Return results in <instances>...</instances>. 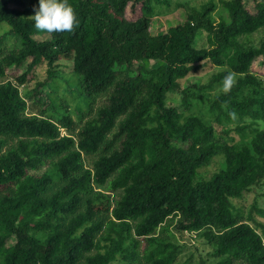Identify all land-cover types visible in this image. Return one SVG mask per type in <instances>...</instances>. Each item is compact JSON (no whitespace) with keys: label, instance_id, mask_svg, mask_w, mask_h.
Masks as SVG:
<instances>
[{"label":"trees","instance_id":"obj_1","mask_svg":"<svg viewBox=\"0 0 264 264\" xmlns=\"http://www.w3.org/2000/svg\"><path fill=\"white\" fill-rule=\"evenodd\" d=\"M152 2L69 0L79 24L49 33L34 26L37 0H0V23L19 40L0 50V79L11 78L0 81V264H174L170 226L200 234L218 264H264V220L249 216L251 225L232 202L264 182V129L229 143L200 116L166 106L167 93L181 90L189 108L180 80L210 63L226 68L214 80L240 76L211 104L217 121L264 122V89L249 72L257 58L264 63V35L255 46L239 41L264 29V0H254V12L221 1L227 15L216 24L205 5L163 34L150 32ZM137 3L140 16L128 20L126 7ZM200 30L207 47L195 46ZM42 32L48 37L35 40ZM61 57L72 61L86 112L101 98L79 128L70 115L47 117L46 107L33 114L19 92L37 67ZM45 85L34 91L41 104ZM248 87L256 94L240 99ZM216 155L223 167L197 179ZM48 164L54 175L37 173ZM103 191L116 194L113 203Z\"/></svg>","mask_w":264,"mask_h":264},{"label":"rangeland","instance_id":"obj_2","mask_svg":"<svg viewBox=\"0 0 264 264\" xmlns=\"http://www.w3.org/2000/svg\"><path fill=\"white\" fill-rule=\"evenodd\" d=\"M221 1L228 0H153L152 7L154 13L152 15L150 32L151 34H163L169 27L184 22L189 14L194 11L201 10L205 5H213L209 12V17L214 24L218 23L221 18H226V9L222 6ZM243 6L250 12H254V0H242ZM34 14V12H32ZM31 14V15H32ZM33 16V15H32ZM140 16V4H128L125 10V17L128 20H134ZM264 35V29L260 28L258 31L239 38V41L245 46H255L261 41ZM48 37L47 32L35 35L34 39L42 41ZM207 32L200 30L195 38V46L197 48L207 47ZM19 46V40L11 34L9 27L0 23V50L6 52ZM157 62L150 60L149 65H155ZM52 71L53 77L48 79L47 72ZM226 71L224 67L213 66L210 63H205L203 67L195 74L188 75L180 80V89L188 88V98L191 101L189 108H185L182 100L181 90H175L167 93L166 106L176 108L178 112L183 115L195 114L204 119L208 124L212 125L220 139L229 143H243L248 141L255 130L264 129V122L254 121L245 116L239 118L237 116L223 115L220 121H217V114L211 112L210 106L214 99L220 94L226 92L223 87L224 79L214 80V77L219 73ZM249 72L256 77L260 83L261 88L264 89V63L261 57L257 58L250 66ZM233 76V83L240 77L237 74L229 72ZM11 79L9 77L2 78V80ZM46 81V85L39 89L37 102L34 91L38 84ZM21 96L27 101L29 110L33 114L39 115L40 109L46 107L47 117H54L56 114L70 115L79 128L83 122L89 117L93 116L94 110L101 105V98L96 101L92 110L86 112L84 95L79 87L78 78L73 73L72 61L69 58L61 57L52 67H48L46 63L37 67L34 70L33 79L19 86ZM255 92L252 88H245L239 95L240 99H246L249 95ZM47 100V101H46ZM44 103V104H43ZM83 114V115H82ZM237 129H242L238 132ZM227 132V134L224 133ZM61 133L65 132L61 129ZM84 167L89 168L92 157L84 156ZM224 164L222 155H216L210 162L198 170L197 179L206 180L210 178L215 172L219 171ZM47 171L54 175V169L50 165H44L37 173ZM104 194L109 195L110 203H113L116 194L103 191ZM235 207L238 209L244 220L252 222L248 218L252 216L257 221L264 219L257 213V210L264 209V182L252 188L251 191L245 193L241 198L232 200ZM175 225V220L173 221ZM169 241L178 246L177 255L174 264H218L220 258L213 256L212 248L206 244L200 234L193 233H178L174 230V226L169 227ZM260 232V230L258 229ZM40 236L39 233H33ZM14 239L8 240L7 244H13ZM143 246V243H142ZM111 264H121L120 262H112Z\"/></svg>","mask_w":264,"mask_h":264},{"label":"clouds","instance_id":"obj_3","mask_svg":"<svg viewBox=\"0 0 264 264\" xmlns=\"http://www.w3.org/2000/svg\"><path fill=\"white\" fill-rule=\"evenodd\" d=\"M34 26L38 30L52 32L72 31L79 24L77 13L69 0H37L32 16ZM233 76L228 73L224 77L223 87L230 90Z\"/></svg>","mask_w":264,"mask_h":264}]
</instances>
